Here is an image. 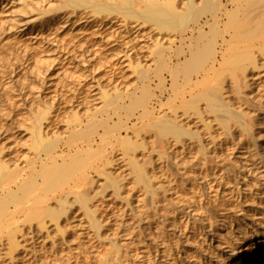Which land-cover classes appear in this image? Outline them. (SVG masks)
<instances>
[{
    "label": "bare ground",
    "instance_id": "bare-ground-1",
    "mask_svg": "<svg viewBox=\"0 0 264 264\" xmlns=\"http://www.w3.org/2000/svg\"><path fill=\"white\" fill-rule=\"evenodd\" d=\"M62 2L72 11L51 19L45 12L39 29L54 20L52 30L49 25L48 33L31 32L32 27L27 32L30 45L55 38L54 29L69 27L76 39L92 28L87 40L94 42V49L87 51L100 56L104 48L97 43L112 40L102 29L116 24L129 29L131 19L149 23L146 47L155 43L153 57L133 66L126 55L128 67L145 82V91L129 94V87L118 80L103 85L94 79L84 88L98 90L94 93L103 104L90 106L89 93L84 94L74 108L94 115L86 128L80 112L75 130L71 123L64 127L68 140L61 154L58 147L64 137L56 127V104L33 110L25 132L28 159H16L13 151L0 146V256L5 258L0 264H169L190 247L191 232L202 239L198 245L195 237L196 247L202 251L208 243L205 250L217 256L215 228L226 227L214 219L213 210L229 205L236 209L248 196L264 200V186L258 183L264 178L259 164L264 158V0ZM244 6L248 9L241 13ZM86 8L106 16H80L78 10ZM119 16L122 20L117 21ZM72 24L81 26V32ZM141 24L137 33L143 31ZM59 54L64 55L62 50ZM154 63L158 82L150 71ZM124 66L118 64V73H124ZM231 92L243 102L238 108L229 99ZM166 93L170 97L164 102ZM191 112L206 136L192 127L196 124L190 122ZM140 122L144 125L138 128ZM4 138L0 134V142ZM80 142L87 144V151L74 155ZM227 156L237 167L236 177L224 171L221 159ZM94 172L97 176L91 177ZM97 195L120 197L129 211L119 210L118 219L110 220L107 212H100ZM254 211V217L264 218V205ZM250 230L258 229L231 226L229 252L245 247L243 239ZM107 241L112 244L108 251L103 247ZM261 242L263 249L256 250L251 264H264V238ZM218 257L220 263L223 258ZM242 258L235 264H244ZM200 263L213 264L207 255Z\"/></svg>",
    "mask_w": 264,
    "mask_h": 264
},
{
    "label": "rangeland",
    "instance_id": "rangeland-1",
    "mask_svg": "<svg viewBox=\"0 0 264 264\" xmlns=\"http://www.w3.org/2000/svg\"><path fill=\"white\" fill-rule=\"evenodd\" d=\"M234 7L235 4L232 3L230 9ZM247 9L248 6H244L241 13L246 12ZM47 11L51 13L48 16L44 15ZM71 11L72 8L63 4L62 0H0V134L5 137L1 140L0 146L5 145L9 150L13 151L16 159H28L29 140L25 132L26 126H29L30 120L34 116L33 110L45 108L47 105L49 107L52 104L53 106L55 104L60 106V118H58V125L56 127L58 132L61 133L60 135L64 137L58 147V150H60L59 154H61V150L65 147V141L68 140L67 135L63 134L64 127L71 123L73 130L76 114L80 112L84 120L82 124L86 128L89 117L94 115L90 114L92 111H77V108H74V106L81 103L84 94L89 93L87 102H89L90 106H93L96 102L101 103L99 106L103 104L100 95L95 94L98 90L93 91L94 87L84 88L83 84H88L94 79H100L103 85H107L110 80H118L122 86L129 87V94L136 92L140 96L145 91L146 84L139 77L138 73L135 74L133 66H137L139 62L141 64L146 63L149 55L153 57L151 53L155 43H151L146 47L149 42V31L152 27L149 23L141 24L139 23L140 21L131 19L129 29H123L117 24L114 28L102 29L103 32L105 31V34L112 36V40L97 43L104 48L100 56H93L87 51L88 49H94L92 46L94 42L87 40V38L91 37L89 34L93 30L92 28L85 31V35H78L76 39L73 38L74 34L69 31V27L65 30L57 29L56 31L54 29L53 32L56 33L55 38H50L38 46L30 45L31 41L27 38L29 36L27 32H30L32 27L34 30L31 32L44 33L43 31L47 30L46 33H48L49 25H51L52 30L53 24L51 22L54 23V20L49 25H45L42 31L39 29L44 16H47L49 19L50 17H58V15H64ZM78 11L82 17L106 16L105 14L95 15L90 8L79 9ZM119 20H122V17H117V21ZM139 24L143 25V31L137 33L138 27L136 26ZM72 25L78 32H81V26ZM152 34H154V39H156V32ZM83 48H85L84 53ZM60 50L63 51L64 55L59 54ZM68 50L69 52L66 53ZM127 54L133 62V66L131 67H128V62H126L128 60ZM121 62L125 64L122 69L123 74L118 73L121 70L118 69V64ZM157 66L158 63L152 64L150 71L158 82V77L156 76ZM132 72L134 73L131 74ZM183 80L184 77H181V82ZM109 90L111 92L115 91L114 88ZM250 92L249 90L247 93L249 94ZM169 97L170 94L166 93L164 102H167ZM229 99H232L231 103L234 108H238L240 103H243L239 95L232 94V92ZM250 103L252 102L250 101ZM191 116L190 122L196 124L192 127H197L206 136L207 131L199 125L200 122L197 123V116L193 115V112H191ZM115 120L118 121L117 118ZM133 122L135 123L137 120L134 119ZM261 122H264V119ZM113 123L112 121L111 124ZM143 125L140 122L138 128H141ZM51 139H56V136H51ZM188 141L194 144L192 141ZM74 145H76V142ZM86 148L87 144L83 146L81 143L80 149L75 146L72 152L76 155L86 152ZM42 154L45 157V154ZM221 161L224 163L223 168L225 172L229 171V175H234V177L238 175V170H236L237 167L233 160H229L227 156L221 159ZM259 164L264 169V158L259 160ZM37 166L41 168L42 163H38ZM96 176L97 172L91 175V177ZM258 183L263 187L264 178L258 180ZM88 187L89 184H87L86 189ZM260 197L259 195L248 196L242 200L244 202L238 205L236 209L230 208L231 205H229L225 209L213 210L214 219L219 220L220 224L223 221L225 223L224 227H226V229L221 227L215 228L219 232L218 237H216L213 243V249L217 253V256H213L209 251L205 250V248H208V245H206L208 243H203L205 245H203L202 251L199 247H196L194 239L198 236V232L197 234L191 232L190 241L188 242L190 247L186 248L187 250H181L179 254L181 255L180 258H177L174 262H169V264H201L200 259L205 255L209 256L213 264H235L243 259L242 257H246L244 264L253 263L255 261L253 256L256 254V250L263 249V242L261 240L264 238V227L260 225L264 223V218H261L260 214L255 217L252 214L255 212L256 207L259 208V206L264 205V200ZM97 199L96 203L102 206L100 212H107L110 220L118 219L119 210L124 211L126 208V212L129 211L126 200L120 197L101 198V196H98ZM132 201L136 205L141 204L138 199ZM234 225L254 226L258 230L257 232L250 230L249 234L243 239L245 247L238 249L233 254L229 252V247L226 244L233 240L230 230L231 226L234 227ZM109 230H107L108 233H110ZM70 235L74 239L76 231ZM175 237V235H169L170 239H174ZM196 240L198 245L202 242V239H199V237H196ZM117 241L119 240L117 239ZM111 245V242L107 241L103 247L108 251ZM38 246L47 247L43 243H38ZM181 246L183 247V245ZM174 247L179 250L177 244H174ZM65 250L67 251V249ZM0 257L2 258L0 259L1 261L5 259L2 255ZM216 257H222L223 259L218 263V259H215Z\"/></svg>",
    "mask_w": 264,
    "mask_h": 264
}]
</instances>
